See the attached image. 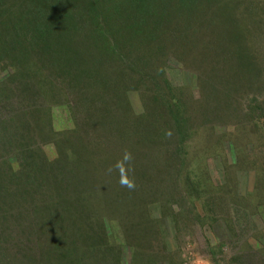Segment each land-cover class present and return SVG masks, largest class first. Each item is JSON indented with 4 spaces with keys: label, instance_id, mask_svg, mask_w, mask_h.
<instances>
[{
    "label": "trees",
    "instance_id": "1",
    "mask_svg": "<svg viewBox=\"0 0 264 264\" xmlns=\"http://www.w3.org/2000/svg\"><path fill=\"white\" fill-rule=\"evenodd\" d=\"M49 1L0 0V15H17L24 34L30 32L37 39L44 35V28H49L48 39H52L59 22L63 28L58 35L64 39L76 25H89V36L103 45L97 51L93 48V64H71L75 56L69 59L71 56L66 53L58 54L62 49L54 52V45H38L43 56L56 53L60 63L57 68L49 69L46 75H26L29 88L34 87L31 98L43 102L42 94L51 91L58 96L55 99H62L73 114L82 115L83 123L78 125L80 117H76V129H68V132L72 131L71 135L80 134L79 144H75L72 138L69 141L72 145L71 162L67 159V164L70 162L78 169L73 170L72 175V169L62 165L60 155L57 154L54 162L45 161L46 156L38 155L42 152L38 144L45 142L44 127L37 136L29 125L15 128L9 120L0 117L7 153L2 160L5 166L0 165V219L4 223L15 219L10 215L13 209L8 211L7 207L32 206V192L38 190L39 193L43 185L55 192L50 205L37 210L38 217L26 213L28 232L25 241L15 247L18 246L21 252L22 245L26 248L33 239L34 242L37 240L35 249L31 248L36 253V259L35 255L31 256L35 259L34 264H180L174 259L176 252L168 248L165 226L169 220L173 226L180 221L182 215L174 210L177 205L182 212L187 209L189 215L186 218L190 217L198 224L208 220L215 224L226 221L230 239H237L233 241L235 247L243 239L238 254L225 264H264V248L253 250L248 240H244L248 227L242 225L262 213L264 200H257L250 207V200L243 199L242 206V200L233 201L234 194L228 185L224 186L225 189L213 186L206 168L199 167L198 176L188 168L191 165L188 146L199 130L195 128L196 114L206 115L204 123H200L202 125L212 120L217 124L216 118L222 117L220 111L225 106L230 108L234 93L243 85L254 90L251 101L248 100L249 92H246L248 97L243 98V105H240L244 113L247 111L246 117L252 127L246 133V145L240 146L231 139L225 144L237 161L248 146L264 147V142L254 143L260 140L256 128H259L260 121L264 123V78L260 74L264 68L255 64L258 51L246 47V40L239 36L242 30L237 26L243 23V14L250 8L241 7V0H105L104 4L100 0ZM34 10L35 16L26 21L27 12ZM63 14L73 16L79 23L70 18L67 21ZM44 16L55 20L45 24ZM212 20L217 21L211 25L214 30L204 32L203 27ZM221 21L226 22L225 27ZM4 28L0 27V63L4 60L2 53L19 50V39L23 38L19 31L12 29L9 34L16 42L9 43L8 50L2 32ZM124 30L129 35L119 40V34ZM78 31L82 33L83 28ZM131 34H135L134 38ZM212 35H215L216 44L211 41ZM228 38L230 44L233 38L238 39L234 44L237 51L233 52L230 44L220 46L219 43L228 41ZM129 44L133 48L127 50ZM216 46L222 48L215 54ZM207 47L212 48L205 51ZM22 59L20 62L24 66ZM194 60L207 68L192 66ZM74 65L95 68L84 70L85 73L76 69L71 73L70 67ZM168 68L190 72L195 78L198 95L189 87L178 88L172 84L167 77ZM43 70L38 69L39 72ZM34 79L32 84L29 80ZM3 84H7L6 81L0 82V87ZM23 86L20 84L22 92ZM216 91L219 97L211 99ZM132 92L139 94L143 101L141 113L132 109L128 99ZM56 103L59 102L56 100ZM28 112L40 125L48 115L44 109ZM48 117H52V113ZM212 133L209 138L219 144L220 137L215 138ZM62 134L66 132L62 131ZM54 142L58 143L53 140L51 146L55 149ZM208 143L212 144L206 141L198 148H209ZM82 147L90 153L83 160L86 171L80 170V161H77ZM37 162L51 163L52 166L48 167L53 168L52 171L38 169ZM37 171L38 179H41L38 184V179H31ZM63 185L69 186L70 192L66 195L55 190L56 186ZM255 189L264 193L261 173ZM18 195L21 201H17ZM197 202L204 206V218L199 213L194 217L190 215ZM230 202L229 211L233 210V213H221ZM245 204L250 211H246ZM155 213H159L161 219L154 217ZM43 222L46 224L44 228ZM176 228L178 240L181 228ZM258 236L254 238L263 245L262 235ZM123 248L131 249L130 261L126 260ZM215 263L219 264L218 261Z\"/></svg>",
    "mask_w": 264,
    "mask_h": 264
},
{
    "label": "rangeland",
    "instance_id": "2",
    "mask_svg": "<svg viewBox=\"0 0 264 264\" xmlns=\"http://www.w3.org/2000/svg\"><path fill=\"white\" fill-rule=\"evenodd\" d=\"M100 2L104 4L105 0H100ZM241 2L243 3V6L241 7L246 6L247 10L250 8V11H245L242 17L244 19L243 23H240V26L237 25L239 29L242 30L239 36L240 38L246 40V47H248L249 49H256L258 51L257 62H255V64L259 68H264V0H241ZM60 12L64 13L63 10H60ZM29 13L30 11L27 12V15L25 17L26 21L31 18L30 16H35L36 10H34V12H31L30 14ZM62 13H60L58 17H60ZM64 16L67 17L65 14H63V17ZM44 17H46V19H44ZM44 17L43 19L45 20V24L49 23V21L52 20L49 16ZM0 18H2L0 19V27H5L4 30L2 29V32L6 36V39L4 41L6 45H8V50H10L9 43L15 41V39L13 40V38H11L9 34L10 32H12V29L19 31V35L21 34V36L23 37L21 38V40L19 39V41L21 42L19 44V50L13 49L11 52L7 51L6 54L4 52L2 53L4 54V60H2V62L0 63V82L6 81L7 84H3L0 87V117L9 120L15 128L18 126L26 128L29 125L31 132L37 136L38 134L40 135V129L44 127L42 134L45 137V142L41 145L38 144V147L41 148L42 151L39 152L38 155H41L43 157L46 156L47 159L43 160H49L52 162L57 159V154L60 155L61 162L63 161L62 165L64 166V168H71L72 170L70 174L72 175L74 173L73 170L77 171L78 169L70 163L72 145L69 143V141L72 138L75 144H79L80 141L77 139H79L78 137L80 136V134L71 135L72 131L68 132V129H76L74 126V121L76 117L77 119L78 117H80L79 120H77L79 122L78 125H80V123L82 124V115L80 113L77 114L76 112L75 114H73L67 108V105L65 104V102H63L62 99H55L58 96H54V94L50 90V92H48L47 94H42L43 97H41V100H43V102H41L38 98H31V91H34V87L30 86L29 88V83L26 79H28L27 76H33L39 73L46 75L49 69H54V66L57 68L60 63L56 53H53V55L49 53L47 56H43L42 53L39 52V50L37 49L38 45L43 46L45 43L47 45H54V52L55 50L62 49L58 52V54L60 55L66 53L68 54V56H71V58L69 59H73L75 56L76 58L73 59L71 64H93L95 63L93 48L97 51L100 46L103 45V43L97 42L96 40H93V36H89V34H91V32L87 29L89 25L85 26V24L83 25V27L81 24L76 25V27L73 28V31L70 30V33L67 35V38L64 39L65 37L61 38V36L58 35V33L61 34L63 26L61 27L60 22H57L58 24L55 27V34L53 33L52 39H48L47 30L49 28L47 30H45L44 28V35H41L42 38L40 37L39 39H37L34 38L33 34L30 32H28L27 35L24 34V31L21 29V24L17 15L6 14L4 17L0 15ZM69 18L72 21L75 20V18L70 15V17H67V21H69ZM54 20L55 19L53 18L52 21ZM75 21L79 23L78 19H76ZM40 22H43V20H40ZM215 22L217 23L216 20H212L208 24L206 23V26L203 27V31L209 33L210 31L214 30L211 25L215 24ZM221 23H223L224 27L226 26L225 21H221ZM191 24H193V21L191 22ZM80 28H83L82 33L79 32L80 30L78 31L79 33L77 32V30ZM128 35L129 32L127 30H124L121 34H119V40L123 39L122 36L128 37ZM134 36L135 34H131V37L134 38ZM212 37V40H210L212 41V43L216 44L214 41L215 35H212ZM79 40L84 42H81ZM229 40L230 38H228V41L219 43L220 46H229ZM237 40L238 39L236 38H233V40H231L230 46L233 48V52L237 51V47L234 46V44H237ZM127 46V50L133 48V45L131 46L129 44ZM17 47L18 45L16 46V48ZM109 47H111V45H109ZM211 48L212 47H207L205 51H209ZM215 48L214 49L216 54V51L219 49V47L216 46ZM221 48L219 50H221ZM0 52L2 51L0 50ZM20 56L21 59L23 58L22 60H24V66L21 65V59L19 58ZM204 60L206 62L208 60L207 57L204 58ZM136 63L137 62H135V64ZM191 65L195 66L196 68H207L206 66H201V64L195 60L191 63ZM42 66L44 70L43 72H39L38 69H43ZM94 68L87 65H74L70 67V69H72L71 73H73V71H76V69L81 72H84V70H93ZM167 72V77L169 78L172 84H174L178 88L189 87L192 92L198 95V93L196 92L197 84L195 82V78L190 72H185L175 68H168ZM260 74H262L264 78V71H260ZM42 79H45V76H43ZM9 80L11 82H8ZM29 81L34 84L35 79ZM20 84L24 85L23 92L20 89ZM252 91L254 90H249L248 85H243L239 89V92L237 91V93H234L230 108H228L227 106L223 107L220 111L222 117L218 119L216 118L217 124H214V121L212 120L215 118L214 115L211 119V122L202 125L200 123H204L206 115L196 114L197 117H195V128H199V130L197 132L198 134L196 133L192 137V140L190 141L188 146V158L191 162V165H189L188 168L194 172L193 175H199V167L202 170L206 168V171H208L209 173L208 178H211V183L214 187L225 189V185H228V189L232 191L231 194H234L232 198L234 202L242 200L241 205L243 206V199L250 200L251 205L245 204L246 207L247 205L250 207L253 206V204L257 200H264V193H260L259 190L256 191L255 189L256 179L258 175H260V173L262 180L264 181V156L261 153V150L264 147L259 148V146L254 144L253 145L257 147L248 146V148L244 149V151L241 152L240 159L242 161L240 162V159L237 161L233 153L229 151V146L225 143L231 139V142L235 144H239L240 146L246 145V133L247 131L251 130L252 125L249 124L250 120H247V111L244 113V111L240 109V105H243L242 99H247L248 97L245 96L246 92H249L250 97H248V100L251 101ZM216 96L219 97V93L217 91L211 99L215 98ZM128 99L131 103L132 109L137 114L141 113L143 110V101L141 100L139 94L132 92L128 95ZM56 100L59 102L58 104L56 103ZM62 102L63 104L60 105ZM4 106L6 108L2 109V107ZM36 109H44L46 110L45 113L48 112L44 124L42 125H40L39 122L35 123L34 117L28 112L29 110L33 113V110ZM48 109H50L51 111H48ZM51 113L52 117L50 118L52 119L48 117ZM222 119H224L223 122ZM62 131H65L66 134L63 135ZM86 131H88V129L85 130V134L87 135L88 133ZM211 131L213 132V137H220L219 144H217L216 142L214 143L212 138H209V134L211 133ZM256 131L258 133L257 137L260 138V140H256V142L254 141V143H263L264 123L262 121H260L259 128H256ZM3 136H5L3 133V129L0 128L1 166H5L2 160L6 157H4V155H7L4 150L6 149V142ZM53 140H57L58 143L56 144L54 142V146H56L55 149L53 148V146H51L53 144ZM206 141L212 143L211 145L210 143H208V145H210L209 148H207L208 146H201L200 148H198L200 143L203 144ZM262 151L264 152V150ZM79 152L81 153V157L77 158V161L78 159L80 161V170L86 171V169H84L86 165L83 166V164L85 163L83 160L85 159V155L89 157L88 154L90 153L83 147L79 150ZM92 155L90 157H92ZM67 159L70 160L69 164H67ZM193 160L195 162H192ZM38 163L39 162H37L36 164ZM49 165H51V163H39V166H37V168L39 169L42 167L45 169H50L49 171L51 172L53 168L48 167ZM37 174L38 171L34 174L36 176L31 179L37 180L39 177L37 176ZM40 180L41 179H38L36 184H38ZM11 187L12 186L10 185V188ZM55 190L57 193L62 195H66L70 192L68 185L56 186ZM32 193L33 197L30 200L32 202V206L21 205L20 208H17L15 206L7 207L8 211L10 209H13L12 211H10V215L12 217L14 216L15 219L11 218L6 223L3 222L2 218L0 219V264L35 263L36 253L35 250L32 252V249H35L33 247H36L37 240L36 242H34L35 239H33V244H27L26 248L22 245L21 252L19 247H15V245L21 243L20 241H25V237L28 232L26 230L28 227V224L26 222L28 221V218L25 217L26 213H32L34 218H36V216L38 217V213L36 214L37 210H39V208L48 207V205H50V202L53 201L55 198V192H53V189L47 187L46 185H43L39 193L38 190L33 191ZM17 201H21L19 195ZM231 204L232 202L227 205L228 208L223 207V209L225 208V210L221 213L225 215L233 213V210L229 211ZM194 206L195 209H192L193 211L190 215L194 217L196 216V213H199L201 217L204 218L206 213L203 210L204 206L202 202H197L194 204ZM250 207H247V210H245L250 211ZM174 210L176 213L182 215L180 221H177V224H175V226H173V224L170 222L171 220H169L168 222H164H167L165 223V226L166 229H168L167 245L171 252H176L174 257L176 262L180 264H217L215 263V261H218L219 264H225L227 263V261H229L231 258L235 257L238 254V250L242 244L243 239H240L237 247L234 246L236 244L233 245V243L237 239H230L226 221L220 220L218 223L215 224L211 220H208L206 222H203L202 224H198L197 222L190 219V217L186 218V216L189 215L187 209L182 212L176 205L174 206ZM45 213L46 212L44 210V214ZM0 214L2 213L0 212ZM154 217L161 219L159 213H155ZM233 218L235 219L236 215L233 216ZM15 220H17V223H15ZM41 224L43 228L46 226L45 222ZM242 225L243 227H246L247 225L249 232L248 234V232L245 231L244 240H248V243L250 244V246L253 247V250H262V248H264V209L262 210V213L259 212L255 217H251L250 221L242 222ZM176 227L181 228L180 233L177 234L178 240L176 238V231L178 228ZM3 230H5L6 232H4ZM21 231H23V233ZM4 233H7L5 234V237ZM254 235L257 237H259L258 235H262L261 237L263 238V245L259 244L262 242L257 241L254 238ZM221 246L223 247V249H221ZM40 247L46 249V247L44 246ZM124 251L126 254V260L130 261L132 259L131 249H124ZM212 251L215 252V257L212 255ZM31 256H34L35 259H33Z\"/></svg>",
    "mask_w": 264,
    "mask_h": 264
}]
</instances>
